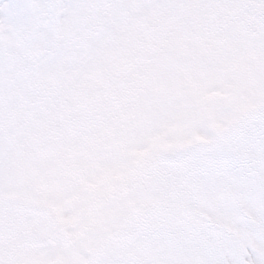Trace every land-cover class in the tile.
Instances as JSON below:
<instances>
[{
    "label": "snow or ice",
    "instance_id": "6c2138e0",
    "mask_svg": "<svg viewBox=\"0 0 264 264\" xmlns=\"http://www.w3.org/2000/svg\"><path fill=\"white\" fill-rule=\"evenodd\" d=\"M0 264H264V0H0Z\"/></svg>",
    "mask_w": 264,
    "mask_h": 264
}]
</instances>
